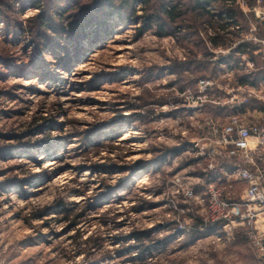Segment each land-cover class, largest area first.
<instances>
[{
  "label": "clouds",
  "instance_id": "1",
  "mask_svg": "<svg viewBox=\"0 0 264 264\" xmlns=\"http://www.w3.org/2000/svg\"><path fill=\"white\" fill-rule=\"evenodd\" d=\"M0 264H264V0H0Z\"/></svg>",
  "mask_w": 264,
  "mask_h": 264
}]
</instances>
